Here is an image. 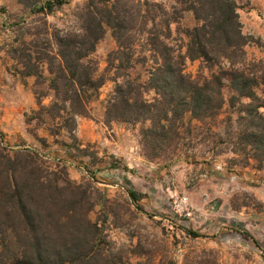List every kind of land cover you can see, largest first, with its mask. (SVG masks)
<instances>
[{
	"label": "trees",
	"instance_id": "trees-1",
	"mask_svg": "<svg viewBox=\"0 0 264 264\" xmlns=\"http://www.w3.org/2000/svg\"><path fill=\"white\" fill-rule=\"evenodd\" d=\"M63 1L30 2L33 14L44 15V45L38 42L42 29L28 33L30 43L22 33L10 43L11 58L22 65L24 76L38 81L40 65L46 64L53 101L45 106L37 96L34 113L62 119L71 132L79 116H89L98 89L112 80L104 124H140L143 154L153 159L176 150L186 113L199 127L214 118L228 85V105L236 109V142L246 161L252 159L264 170V62L245 57L244 47L253 37L242 32L236 0H173L170 5L84 0L77 6L76 24L51 27L45 15ZM185 11L196 24L180 25ZM107 28L116 47L98 74L91 54ZM197 59L199 73L186 72L185 62ZM137 67L143 68V79L139 72L132 74ZM89 188L86 182L70 181L64 165L35 149L10 153L0 144V264H125L122 251L109 244L102 224L90 216L96 204L103 209L109 200L102 194L93 198ZM127 195L138 207L140 194L129 189ZM113 212L104 210V215ZM138 264L160 263L147 257Z\"/></svg>",
	"mask_w": 264,
	"mask_h": 264
},
{
	"label": "rangeland",
	"instance_id": "rangeland-1",
	"mask_svg": "<svg viewBox=\"0 0 264 264\" xmlns=\"http://www.w3.org/2000/svg\"><path fill=\"white\" fill-rule=\"evenodd\" d=\"M31 1L0 0V144L4 151L28 145L51 162L64 165L70 181L88 183L93 198L96 194L108 198L107 206L102 209L96 204L90 216L102 224L109 244L122 251L125 264H138L147 257L160 264H191L193 260L195 264L199 260L264 264V175L253 173L252 168H260L254 160L246 161L236 142V109L228 105L229 86L223 87L225 102L219 113L206 124L199 127L190 113L183 116L181 139L167 155L151 159L143 154L140 124H104L112 80H106L90 100L89 116H79L69 132L61 125L62 119H52L45 111L34 113L37 96L45 106L53 101L46 64L40 65L43 75L37 81L24 76L22 65L10 55L15 34L22 33L30 43L33 36L28 33L43 28L44 15L32 13ZM83 1L57 4L45 15L48 24L60 28L76 24L77 6ZM236 2L242 32L253 37L244 47L245 57L264 62V0ZM194 24L192 13L185 11L180 25ZM21 25L24 29L17 31ZM46 37L42 29L38 42L44 45ZM115 47L107 28L91 54L98 74ZM201 65L198 59L187 60L185 70L197 75ZM138 72L143 79V68L137 67L132 74ZM203 72L208 74L207 69ZM206 168L214 174L212 180L201 176ZM231 174L239 178L231 181ZM129 189L140 194L138 207L128 199ZM104 210L114 212L105 216Z\"/></svg>",
	"mask_w": 264,
	"mask_h": 264
},
{
	"label": "crops",
	"instance_id": "crops-1",
	"mask_svg": "<svg viewBox=\"0 0 264 264\" xmlns=\"http://www.w3.org/2000/svg\"><path fill=\"white\" fill-rule=\"evenodd\" d=\"M206 164V163H205ZM207 165H210V166H212V164H207ZM207 169H209V168H206V170H204V172H203V174H201V176L203 177V176H207L208 177V179H210V180H212V178L214 177V174L213 175H211L208 171L209 170H207ZM252 171H253V173H261V174H263L264 175V170H260V169H256V168H252ZM196 187V186H195ZM215 187V184H213L212 183V188H214Z\"/></svg>",
	"mask_w": 264,
	"mask_h": 264
},
{
	"label": "built area",
	"instance_id": "built-area-1",
	"mask_svg": "<svg viewBox=\"0 0 264 264\" xmlns=\"http://www.w3.org/2000/svg\"><path fill=\"white\" fill-rule=\"evenodd\" d=\"M0 139H1V136H0ZM14 148H29L28 145H18V146H15ZM237 178H239V175L238 174H231L230 176V180L231 181H235ZM261 187H262V190L264 191V181L261 183ZM187 215H190L189 212H187Z\"/></svg>",
	"mask_w": 264,
	"mask_h": 264
}]
</instances>
